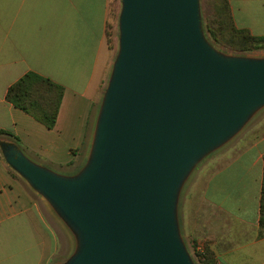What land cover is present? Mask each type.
Returning <instances> with one entry per match:
<instances>
[{"label": "water", "instance_id": "obj_1", "mask_svg": "<svg viewBox=\"0 0 264 264\" xmlns=\"http://www.w3.org/2000/svg\"><path fill=\"white\" fill-rule=\"evenodd\" d=\"M264 109V57L206 37L200 0H122L119 47L85 164L58 173L0 140L73 240L59 264H197L180 200L195 169Z\"/></svg>", "mask_w": 264, "mask_h": 264}, {"label": "crops", "instance_id": "obj_2", "mask_svg": "<svg viewBox=\"0 0 264 264\" xmlns=\"http://www.w3.org/2000/svg\"><path fill=\"white\" fill-rule=\"evenodd\" d=\"M111 0H0V130L38 164L74 174L85 164L115 59L108 45ZM235 25L264 36V0H229ZM33 72L64 88L56 127L6 100ZM264 117L210 157L180 207L185 240L216 264H264L261 199ZM181 205V204H180ZM71 236L51 208L0 154V264H54Z\"/></svg>", "mask_w": 264, "mask_h": 264}, {"label": "trees", "instance_id": "obj_3", "mask_svg": "<svg viewBox=\"0 0 264 264\" xmlns=\"http://www.w3.org/2000/svg\"><path fill=\"white\" fill-rule=\"evenodd\" d=\"M216 16L210 37L214 42L236 52L256 51L264 48V36H254L248 30L236 27L229 0H214ZM64 96V88L52 80L33 72L27 73L7 91L6 100L15 108L30 115L46 128L56 127ZM6 139L21 145L12 133L0 130V140ZM261 236H264V190L261 199ZM200 264H216L213 255L206 251Z\"/></svg>", "mask_w": 264, "mask_h": 264}, {"label": "rangeland", "instance_id": "obj_4", "mask_svg": "<svg viewBox=\"0 0 264 264\" xmlns=\"http://www.w3.org/2000/svg\"><path fill=\"white\" fill-rule=\"evenodd\" d=\"M200 8H201V17H202V23H203V28L206 37L208 40L220 51L229 54V55H241V56H249V57H264V48L256 51H248V52H236L230 48H226L220 44H217L212 40L210 37L209 29L212 27V23H214L215 16H216V9L214 5V0H200ZM122 9V0H111L110 3V17H109V23H108V31H107V37H108V45L111 50H113L115 57L118 52V47H119V18H120V13ZM264 117V109L260 111L250 122L249 124L245 127V129L230 143L232 144L239 138H241L246 132H248L254 125H256L262 118ZM228 144L227 146H229ZM226 146V147H227ZM224 147V148H226ZM219 152V151H218ZM216 154V153H215ZM214 155V154H213ZM212 155V156H213ZM210 156V157H212ZM209 157V158H210ZM207 158L204 160L193 172L192 176L186 183L182 195H181V200H180V207L182 206V203L185 202L186 196L190 189L193 187V185L199 180L200 178V173L202 170V167L206 163V161L209 159ZM188 246V249L190 253L192 254L194 260L196 261L197 264H200V261H204L205 256L204 252L202 255H198L196 252V245H192L188 240H185ZM73 250V240H71V247L69 249V255ZM65 258L56 260L54 264H59L61 261H63ZM215 263L217 261L215 260Z\"/></svg>", "mask_w": 264, "mask_h": 264}, {"label": "built area", "instance_id": "obj_5", "mask_svg": "<svg viewBox=\"0 0 264 264\" xmlns=\"http://www.w3.org/2000/svg\"><path fill=\"white\" fill-rule=\"evenodd\" d=\"M196 252L198 253V255H202L204 251L201 247L197 246Z\"/></svg>", "mask_w": 264, "mask_h": 264}]
</instances>
